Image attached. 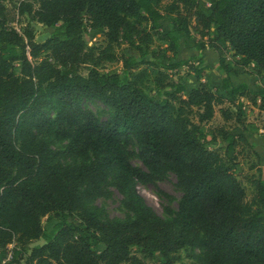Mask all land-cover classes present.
<instances>
[{"label":"trees","instance_id":"1","mask_svg":"<svg viewBox=\"0 0 264 264\" xmlns=\"http://www.w3.org/2000/svg\"><path fill=\"white\" fill-rule=\"evenodd\" d=\"M162 1L21 0L8 8L0 0V264H177L181 251L198 264H264V178L250 180L247 200L235 156L228 158L247 141L221 130V154L217 136L201 129L225 102L236 113L220 109L224 120L241 124L236 100L249 96L259 99L264 123V89L251 92L230 77L238 68L264 72V0H169L166 11L176 17L162 38L171 55L123 56L121 73L102 71L122 43L147 56L163 26ZM22 19L28 23L19 33L13 25ZM31 23L53 32L36 43ZM85 26L104 35V48L86 44ZM189 30L200 37L199 54L178 60ZM206 49L218 55L215 66L203 65ZM183 67L199 82L189 92L167 74ZM212 70L221 76L219 90L201 82ZM152 73L154 96L145 91ZM82 101L102 103L110 120H98ZM62 143L63 151L52 148ZM63 157L74 163L62 164ZM167 173L182 196L163 220L137 184ZM109 180L125 198V220L100 219L89 207L106 196ZM50 216L56 222L45 231ZM39 239L44 245L29 248Z\"/></svg>","mask_w":264,"mask_h":264},{"label":"rangeland","instance_id":"2","mask_svg":"<svg viewBox=\"0 0 264 264\" xmlns=\"http://www.w3.org/2000/svg\"><path fill=\"white\" fill-rule=\"evenodd\" d=\"M19 1L21 0H4V4L8 8H13ZM168 4H170L169 0H163L158 5L159 10L164 15V20L162 21L163 26L161 31L159 30L154 34L152 43L144 50L147 54L144 59L139 52L130 49L128 45L122 43L113 48L115 60L113 62L104 63L101 70L104 72L121 73L122 63L120 62V59L123 56H133L139 61L148 60V57H150L152 53H155L156 55L165 53L170 56L171 53L168 50L170 41L164 40L162 35L172 29V23L176 16L167 13L166 6ZM27 23V19H22L19 25L14 24L13 27L21 33ZM31 29L36 43L43 42L53 32V28L37 23H31ZM82 36L86 44L89 46L95 44L99 48H104L106 45L104 35L101 32L90 30L87 26L84 27ZM199 41L200 37L192 30L182 34L179 41L180 46L177 59L187 60L195 54L198 55L199 53L195 51L194 46ZM225 56L229 57V60H227L228 62L235 64V60L232 59L228 53H226ZM236 61L239 62L238 59ZM203 62L205 63L204 60ZM237 70H239L238 72H242V74L249 76V90L251 92L260 88L264 89V72L257 75L255 69L252 67L238 68ZM187 71V67H183L179 70L169 71L167 74H169L170 78L175 82L185 81V86L189 90L193 86H196L197 83L195 82L193 75L189 74ZM80 73L85 75L86 70L82 68L80 69ZM237 74L239 73H236L235 76H237ZM153 77L154 74H150V78L145 85L146 93L151 96H154V91L156 89L153 83ZM204 77L205 76H203V79ZM213 81L214 80H210V84H212L211 82ZM235 82L238 83V81ZM251 98L253 97L249 96L248 98H240L236 100V102H241L242 104L243 115L241 124L237 123L233 118L228 121L224 120L220 109H230L233 114L236 113L235 108L225 102L222 106H216L215 114L211 121L201 125V129L207 138H210L212 135L217 136L219 148H222L221 154H223V148L226 146L222 143L221 138L218 135L221 130L223 132H228L233 136H238L239 134L244 135L247 143L238 142L237 147L233 152L229 153L228 158L235 156V162L238 163L236 174L245 188L247 200H249L254 193V186L250 180L259 177L260 173L264 178V123L261 122L259 118V99L253 98L255 99L254 103L251 101ZM81 105L91 111L100 121H108L112 116V111L99 101H82ZM194 111H196V109H194ZM191 117L193 122L197 123L196 116L193 114ZM64 145L65 143L56 144L52 148L54 150L63 151ZM130 151L136 153V146L134 145L130 147ZM60 161L66 166H71L74 163L73 160L68 157H63ZM130 162L133 166L143 167L135 156L131 157ZM103 189L106 192V196L96 198L89 204V207L93 208L97 217L110 220H125L131 217V214L124 207L125 198L117 192L111 180L108 181ZM137 191L143 197L145 203L163 220H169L173 217L174 213L177 211L178 203L182 196L181 190L176 185V177L172 173H167L163 180L156 181L154 184H137ZM55 222L56 221H54L51 216L45 217L42 220V226L44 230L47 231ZM93 236L95 240H97L98 237L96 235ZM44 243L43 239H39L33 241L29 248H38L44 245ZM194 254H198V251L194 250ZM180 256L181 259L177 264H198L192 257H190L187 251H181ZM157 260L160 261V257H157ZM21 264L24 263L21 262Z\"/></svg>","mask_w":264,"mask_h":264},{"label":"crops","instance_id":"3","mask_svg":"<svg viewBox=\"0 0 264 264\" xmlns=\"http://www.w3.org/2000/svg\"><path fill=\"white\" fill-rule=\"evenodd\" d=\"M230 55V54H229ZM202 56H203V60L205 61V63L203 62L204 66L210 65V66H215L217 64L218 61V55L211 49H206L202 52ZM227 60H229V57H226ZM201 79L202 83L207 84L210 88L212 89H220V84H221V76L218 72H216V70H212V71H208L206 72ZM232 79V82L235 86H239L241 84H245L249 87L250 84V79L249 76H246L242 73L237 74V76H235V74L230 76ZM195 79V78H194ZM210 80H214L213 82H211L212 84H210ZM235 81H238V83H236ZM197 83L196 86H193L191 89L198 87L199 82L196 81ZM185 85V83H184ZM186 87V86H185ZM191 89H187L186 88V92H189Z\"/></svg>","mask_w":264,"mask_h":264}]
</instances>
